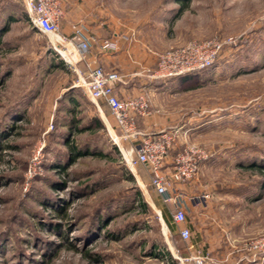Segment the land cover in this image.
Returning a JSON list of instances; mask_svg holds the SVG:
<instances>
[{
	"label": "rangeland",
	"instance_id": "1",
	"mask_svg": "<svg viewBox=\"0 0 264 264\" xmlns=\"http://www.w3.org/2000/svg\"><path fill=\"white\" fill-rule=\"evenodd\" d=\"M11 1L0 0V27L10 13L20 15L17 4L22 3ZM94 8L95 18L104 20L105 27L113 25L121 34L129 31L135 44L144 43L155 52L191 41L235 40L224 47L201 84L174 91L148 90L154 114L144 119L141 130L179 128L171 156L186 145L208 153L197 184L172 183L169 191L174 197L180 194L186 225L195 217L192 198L198 196L209 210L205 213L209 217L200 215V219L207 221L211 241L215 239L212 225L221 226L222 239L206 244L210 251L228 252L264 239L260 185L264 178L256 166L264 165V0H95ZM7 27L0 32V264H176L173 255L188 254L192 238L184 240L179 231L171 232L162 208H169L172 218L174 204L162 202L154 192L150 170L125 161L124 153L134 142L117 145L111 137L122 134L117 127L111 133L107 126L98 128L94 123L92 131L69 136L72 118L83 117L78 123L82 127L99 114L85 98L80 99L85 107L80 113L64 108L63 92L78 82L79 74L63 52L67 48L52 36L35 32L22 15ZM99 104L107 112V106ZM70 139L92 154L75 161L69 177L50 165L65 162ZM113 170L118 172L109 173ZM126 170L132 171L134 179L124 174ZM138 174L147 182L152 201L143 195L150 212L138 206L137 191L146 192ZM56 176L67 181L66 188H55ZM100 177L108 180L96 193L71 194L83 181ZM52 197H57V205L67 209V215L54 211ZM106 201H115L111 211L116 214L108 228L136 226L114 240L100 237L101 231L89 244L80 237L84 218ZM237 228H243L240 239L230 237ZM151 242L167 247L172 257L150 254ZM94 253L101 256L99 260Z\"/></svg>",
	"mask_w": 264,
	"mask_h": 264
},
{
	"label": "built area",
	"instance_id": "2",
	"mask_svg": "<svg viewBox=\"0 0 264 264\" xmlns=\"http://www.w3.org/2000/svg\"><path fill=\"white\" fill-rule=\"evenodd\" d=\"M24 6L30 22L43 33L52 36L54 40L62 42L67 52L76 59L86 54L97 41L90 35L80 22L73 24L72 35L61 32V22L66 17L65 0H20ZM235 44V40L210 39L204 42L191 41L182 47L173 48L163 52H156L154 67H146L132 73H121L116 70H106L101 65L89 66L87 76L75 84L80 86L86 96L96 101L104 102L117 122L121 135L114 137V142L122 144L134 142L130 149L124 153L125 161L131 166L136 164L146 166L151 172V184L157 194L165 203H173L172 218L180 226V234L184 240L192 237V231L186 222V213L181 205L180 194L171 196L172 183L184 185L194 182L200 172L201 163L207 159L208 153L195 146L186 145L171 156L176 133L173 130L157 132L143 131L138 127V119L151 115V104L147 94L142 91L137 95L122 96L117 92L120 84H128L136 79L145 82L175 78L188 73L202 71L212 67L222 56L224 47ZM72 46V48H69ZM102 49L114 51L118 44L111 38L102 39ZM115 133V132H114ZM117 138L120 143H118ZM171 157L170 169L167 163ZM208 195L204 197L207 198ZM202 198V196H200ZM198 196L192 200H198ZM183 225V226H182ZM231 253H239L238 260L224 259L215 261L202 249H197L187 255L174 254L176 264H260L264 261V239H253L242 246L235 247Z\"/></svg>",
	"mask_w": 264,
	"mask_h": 264
},
{
	"label": "crops",
	"instance_id": "3",
	"mask_svg": "<svg viewBox=\"0 0 264 264\" xmlns=\"http://www.w3.org/2000/svg\"><path fill=\"white\" fill-rule=\"evenodd\" d=\"M11 2H15V0H12ZM94 4H95V0H65V8L67 13H66V17L61 22L62 34L72 35L73 24L80 22L82 25H84L85 30L87 31L88 34L94 35L97 38V41L93 42L91 49L86 54H84L82 57L81 55H79V58L77 59L73 57L75 63L74 66L79 71V74L77 75L78 80H82L87 76L89 66L101 65L104 66L106 70L119 68L121 70H124V72L122 73H128L130 71H131L130 73H132L133 70L140 71L139 69L142 70L143 68L146 67L155 66L157 60V57L155 55L156 52L150 50L147 47V45L144 43H141L142 45L135 44L136 39H133L131 37L132 34L129 31L126 34L125 33L121 34L113 25H108V26L106 25L107 27H105L104 24H106V22L104 20L95 18L96 8H94ZM106 38H111L115 40L118 44V48L114 51L102 49L100 43L102 39H106ZM79 67H81V69L84 68L85 73H83ZM186 84H187L186 80L177 77L165 79V80H154L150 82H145L142 79H136L134 81L129 82L128 84L118 85L117 92L122 96H128V95H137L142 91H144L147 94V91L150 89L154 92L155 91L163 92L162 90L164 89L166 90L167 88L173 89L174 91V90H178L179 88H183ZM77 89H78L77 85H70L68 86V88H66V90L63 93L65 94L66 92L70 91V93L68 92L67 95L70 96L71 94L72 96H75L78 95ZM93 103L95 104L96 106L95 109L99 113V116L101 117L105 125L107 126L109 132L111 133L112 131L115 132V127H117V122L114 116L111 114V111L108 108V106L106 105L108 108L107 112H103L99 103L97 104L96 101H93ZM151 110H152L151 115L145 118L142 117L138 119V127L140 129L142 127V122L153 116L154 113L152 106H151ZM149 122L150 121H147V124H149ZM170 161H171V157H169V162L167 163V170L170 169V165H171ZM203 163L204 161L201 163V168L198 178L194 182L189 183L190 186L195 185L199 182ZM137 177L143 182L145 186L146 192H144L141 187L143 194L145 196H148L152 201V198L146 186L147 182L145 183L141 179L139 174L137 175ZM149 182H150V186L153 188L151 184V179ZM180 186L185 187V185H180ZM153 190L157 194L154 188ZM160 199L163 202L161 196ZM192 210L195 211L194 219L192 218L187 225L185 223V225L188 226L192 231V237H191L192 240L190 244V251L188 252V254L194 252L197 249H202L205 253L209 254L215 261L217 260L222 261L224 259H229L230 261L235 262L236 260H238L240 258L239 253H231V251L226 252L225 249H222L218 252L213 249L212 251H210L209 248L206 247L207 243L214 242V240L216 242L222 239L221 237L222 235H220L219 232L221 226L217 222H215V224L212 225L213 237L215 239L211 241L210 237L212 236V233L210 231L209 225L207 224V221L200 219V215L209 217L208 214H205L206 212L208 213L209 211V210L207 211V206H205L204 204L201 205L200 202L196 200L193 203ZM239 225H241L240 222L237 223V226ZM177 231L180 232V226H178ZM242 233H243V228L241 230L237 228L236 230H233V232H230V237L232 236V238L240 239L241 236L243 235ZM238 264H244V263L239 262Z\"/></svg>",
	"mask_w": 264,
	"mask_h": 264
},
{
	"label": "trees",
	"instance_id": "4",
	"mask_svg": "<svg viewBox=\"0 0 264 264\" xmlns=\"http://www.w3.org/2000/svg\"><path fill=\"white\" fill-rule=\"evenodd\" d=\"M12 3L15 4V2H12ZM17 5H19L18 7L20 8V15L18 17H16L14 14L10 13V15H9L10 17L7 18V20H8L7 23L4 24L3 27H0V32L7 30L8 24H10L15 18H16V20L18 18H20L21 15L24 17L26 22H28L30 25H32V29L35 32H39V29L37 27H35L30 22L28 15H27V12H26L25 8L23 7V5L22 4H17ZM213 66H215V64ZM212 67H210V68H212ZM210 68H207V69L202 70V71H196V72L188 73L185 75H181V76H178L177 78H183L184 80L187 81V84L191 83V85H193L195 83H198L199 81H205L210 76V74L212 72V70ZM198 84H201V83H198ZM82 90L80 91L79 89H77L78 95H75V96H72L71 94H70V96H68L67 94H68V92L70 93V91H68L64 94V101H65V103H64L65 107L64 108L69 113H71V114L75 113V112L80 113L83 111V109L85 107L82 106V101L80 100L81 98H85L87 100H90L86 96L84 91H82ZM90 101L93 103L92 100H90ZM100 103H101V105L102 104L106 105L102 101H100ZM74 116H76V114H74ZM81 118H83V117H81ZM81 118L80 117H74L71 119V122L69 123V128H70V130H69L70 135L69 136H71L73 134V132H75V131L76 132L92 131L93 130L92 129L93 123L96 124V126L98 128L99 127L105 128V126H106L105 123L103 122V120L101 119V117L98 116V117L91 118L92 124L88 123V124H85L84 126L81 127L80 124H78L81 121L80 120ZM67 142H68L70 148H69L68 153H66V154L63 153L64 154L63 157L65 158V162L64 163L57 162L55 164L51 163L50 168H52V170L55 169L56 172H58V174H61L62 176L64 174H66L67 176L70 177V175H72V173H71L72 170L70 169V166H72L75 163V161H77L78 159H80L86 155L92 154V153L90 151H88L87 149L78 148L77 144L74 141H71V139L66 141V143ZM114 148L116 151L117 147L115 146ZM106 156H107L106 153H102L103 158L104 157L106 158ZM256 164H257L256 162H253V164H251V165H256ZM256 166L259 167V169H257V170L261 173V175L264 178V165L259 164ZM58 168H61V169L58 170ZM117 172H118L117 170H113V171H110L109 173H117ZM106 173H107V171L106 172L104 171L103 176ZM124 174L128 175L129 176L128 178H130V179H134V177H135L131 170H129V171L126 170ZM110 175H112V174H110ZM107 180H108V178L102 179L100 177V178H95V179L83 181L82 183H80V185L76 186V188H74L71 191V194L72 195H78V196H84V197L89 196L91 194L96 193L98 190H100L99 188H101V184L106 182ZM52 184H54L55 188H58V189H60V188L64 189L67 187V181H65L60 176L59 177L56 176V178L53 177V183ZM260 185H261V188L263 189L264 188V180L262 181V183ZM136 195H138V198H139L138 202L140 205H138V206H141V208L144 212H150L151 207H150L148 201L144 198L142 191L141 190L137 191ZM56 199H57V197H55V198L52 197V199L50 200L52 205L55 208L54 211L64 213L63 216L67 215L68 214L67 209H64V207H60L59 205H57L58 202ZM105 203H108V205H106ZM113 204H115V201L114 202L113 201L102 202V204L97 205L96 208H94L92 212L87 213V215L84 218V224H83L84 233L82 234V236H80L83 241H85V242L89 241V244H90L91 243L90 241L95 239L98 236V234H101V231H104V235L103 236L99 235L100 237H104L108 240H110V239L114 240V239L118 238L119 236H123V235L129 233L131 231V229H133L136 226L135 224L128 223L125 225V227H121V228L118 227L116 229L108 228L107 226L114 220V217L116 215L115 212L111 211ZM134 207L135 206H133L132 208H134ZM162 209H163L162 210L163 213H165L164 216H165L166 222H167L171 232H173V233L176 232L178 226L173 221V219L171 218L169 208L165 207ZM149 246L151 249L150 254L155 253L154 256H158V257L164 259V258H166L167 254L168 255L170 254L167 247H165L164 245H158L155 242H151L149 244ZM186 254H184V255H186ZM92 256L94 259H98V260L101 257L97 253L92 254ZM170 256L172 257L171 254H170Z\"/></svg>",
	"mask_w": 264,
	"mask_h": 264
},
{
	"label": "bare ground",
	"instance_id": "5",
	"mask_svg": "<svg viewBox=\"0 0 264 264\" xmlns=\"http://www.w3.org/2000/svg\"><path fill=\"white\" fill-rule=\"evenodd\" d=\"M63 52L65 53V55H67V58L70 59V61H72V60L74 61L73 56H71L67 51L66 52L63 51Z\"/></svg>",
	"mask_w": 264,
	"mask_h": 264
}]
</instances>
